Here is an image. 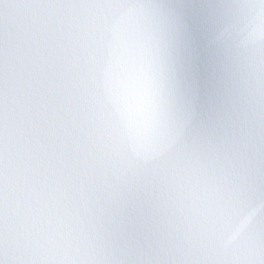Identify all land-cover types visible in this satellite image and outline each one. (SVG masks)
I'll return each mask as SVG.
<instances>
[{"label":"snow or ice","instance_id":"6c2138e0","mask_svg":"<svg viewBox=\"0 0 264 264\" xmlns=\"http://www.w3.org/2000/svg\"><path fill=\"white\" fill-rule=\"evenodd\" d=\"M0 264H264V0H0Z\"/></svg>","mask_w":264,"mask_h":264}]
</instances>
